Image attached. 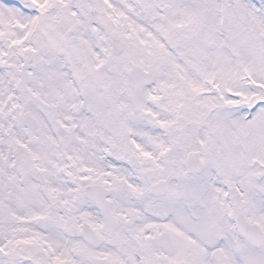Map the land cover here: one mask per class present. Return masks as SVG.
Segmentation results:
<instances>
[{
  "label": "snow or ice",
  "instance_id": "obj_1",
  "mask_svg": "<svg viewBox=\"0 0 264 264\" xmlns=\"http://www.w3.org/2000/svg\"><path fill=\"white\" fill-rule=\"evenodd\" d=\"M0 264H264V0H0Z\"/></svg>",
  "mask_w": 264,
  "mask_h": 264
}]
</instances>
